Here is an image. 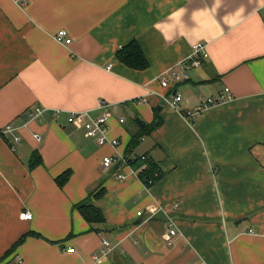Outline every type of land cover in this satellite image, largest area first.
<instances>
[{
    "label": "crops",
    "instance_id": "crops-1",
    "mask_svg": "<svg viewBox=\"0 0 264 264\" xmlns=\"http://www.w3.org/2000/svg\"><path fill=\"white\" fill-rule=\"evenodd\" d=\"M60 30L70 45L55 40ZM132 41L145 70L116 57ZM201 42L203 65L163 87ZM225 89L231 99L189 118L165 101L181 94L194 112ZM75 112L107 115L120 146L88 138L69 122ZM156 120L142 151L127 153ZM8 124L21 142L0 137V264H264V0H0V130ZM35 152L43 163L32 169ZM107 155L119 161L104 172ZM131 155L162 176L144 185L121 159ZM101 189L94 229L75 206ZM29 232L41 237L8 254Z\"/></svg>",
    "mask_w": 264,
    "mask_h": 264
},
{
    "label": "built area",
    "instance_id": "built-area-1",
    "mask_svg": "<svg viewBox=\"0 0 264 264\" xmlns=\"http://www.w3.org/2000/svg\"><path fill=\"white\" fill-rule=\"evenodd\" d=\"M19 1H25V0H19ZM55 40L61 44L64 45H70L72 40L69 37V34L66 30H60L55 36ZM209 57V53L207 51V44L206 43H197L193 45V50L191 55L185 59L183 62L178 64L176 67H172L169 70H167L161 77V85L163 87H170L171 85L180 84L182 82H185L190 79V70L194 68H199L203 65L204 61ZM111 69V66H108V70ZM225 92L227 96L219 95L216 98H206L203 99L200 104L197 106L196 110L194 112L186 111L182 105L181 102L183 100L182 95L175 93L171 98H165L166 103L176 112H179L181 114H185L187 118L193 117L197 114L202 113L203 111L207 110L208 108L218 105L225 100H229L232 98L230 91L228 89H225ZM42 113V110L39 108L36 109V114L39 115ZM69 122L74 123L76 121H81L83 123V126L85 128L86 136L88 138L95 139L99 146H110L112 148H117L120 146V142L116 138H110L109 132H110V126H109V117L107 115H103L101 117L93 118L88 112H75L71 114L69 117ZM121 123H124V118L120 119ZM18 131V128L15 127L12 124L6 125L2 130H0V137H5L9 139L10 136H13V142L15 144H19L21 142V136L15 134V132ZM36 140L40 141L41 137L36 134L35 135ZM126 163V161H130L133 163L135 160H142L146 161L148 160V155H140L135 156L131 155L128 157L121 158ZM119 159H117L114 155H107L102 160V167L103 171L107 172L109 170H112L115 166H117ZM132 172L136 174L139 177V171L136 170L134 167L131 168ZM118 178L121 180L126 179V174L120 173L118 175ZM139 179L142 181L144 185H146L143 180L139 177ZM153 182L150 180L148 185L151 186ZM141 212H138V215H141ZM23 218L25 220H31L33 218V214L31 212H25L23 214ZM152 216H149V219H151ZM170 234L172 236L176 235V230L172 228L170 230ZM103 244L105 247H108L110 243L108 241H103ZM68 252L72 253L75 252V249H69ZM97 258V257H96Z\"/></svg>",
    "mask_w": 264,
    "mask_h": 264
},
{
    "label": "trees",
    "instance_id": "trees-1",
    "mask_svg": "<svg viewBox=\"0 0 264 264\" xmlns=\"http://www.w3.org/2000/svg\"><path fill=\"white\" fill-rule=\"evenodd\" d=\"M116 57L127 67L135 69V70H145L149 67V61L144 54L141 46L136 41H132L127 45L123 46L117 53ZM162 121L156 120L151 124L146 125L139 132L135 134H131V138L128 142L126 152L131 153L137 146L140 144L144 136L150 135L153 131H155L160 125ZM43 163L42 157L38 152H35L30 161V167L33 169L38 167ZM132 166L139 171V177L143 180V182L148 185L151 180L153 183L156 182L163 174V171L159 168L157 163L153 162L151 159L142 161L135 160L132 163ZM72 175V171L68 170L61 174L56 178V182L59 186L63 187L69 180ZM150 186V185H149ZM106 191L101 189L97 193H92L90 196L77 204L75 208L82 214L85 220L93 227L94 224H102L105 221L104 214L102 211L92 204V199H99L102 197ZM95 229V228H94ZM28 237H41V235L35 232H29L22 236L19 240H17L10 251L11 253L14 251L19 245L23 244Z\"/></svg>",
    "mask_w": 264,
    "mask_h": 264
},
{
    "label": "water",
    "instance_id": "water-1",
    "mask_svg": "<svg viewBox=\"0 0 264 264\" xmlns=\"http://www.w3.org/2000/svg\"><path fill=\"white\" fill-rule=\"evenodd\" d=\"M137 122H138V124H140L141 126H144V123H143V122H141V120H140V119H137Z\"/></svg>",
    "mask_w": 264,
    "mask_h": 264
},
{
    "label": "rangeland",
    "instance_id": "rangeland-1",
    "mask_svg": "<svg viewBox=\"0 0 264 264\" xmlns=\"http://www.w3.org/2000/svg\"><path fill=\"white\" fill-rule=\"evenodd\" d=\"M142 149H143V147H139V148H137V150L140 152V151H142Z\"/></svg>",
    "mask_w": 264,
    "mask_h": 264
}]
</instances>
